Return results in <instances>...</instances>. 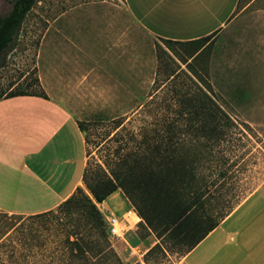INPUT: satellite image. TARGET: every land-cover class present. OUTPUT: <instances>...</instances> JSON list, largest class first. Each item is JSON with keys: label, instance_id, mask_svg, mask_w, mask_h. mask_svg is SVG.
I'll return each mask as SVG.
<instances>
[{"label": "rangeland", "instance_id": "1", "mask_svg": "<svg viewBox=\"0 0 264 264\" xmlns=\"http://www.w3.org/2000/svg\"><path fill=\"white\" fill-rule=\"evenodd\" d=\"M12 1L0 0V16L10 11ZM198 46L190 58L191 47L151 36L124 0H37L15 43L0 57V96L45 92L43 84L57 92L59 83L53 79H64L66 108L85 123L86 169L92 180L119 147L113 139L115 121L136 131L170 115L166 107L174 103L176 85H210L230 120L219 164L227 173L221 180L223 191L235 209L264 187V0H239L225 27L193 45ZM177 54L187 57V63ZM158 55L175 70L174 80L164 81ZM193 70L207 84L194 78ZM101 213L107 229L109 217L120 222L119 236L108 233L122 263L146 264L144 255L157 243L152 232L134 226L130 214ZM42 232V218L0 211V264H21V244ZM183 258L170 256L152 264H185ZM42 260L39 256L38 264Z\"/></svg>", "mask_w": 264, "mask_h": 264}, {"label": "trees", "instance_id": "2", "mask_svg": "<svg viewBox=\"0 0 264 264\" xmlns=\"http://www.w3.org/2000/svg\"><path fill=\"white\" fill-rule=\"evenodd\" d=\"M36 2L13 0L10 11L0 16V57L15 43ZM204 38L163 41L191 47L194 50L188 57L192 58L200 48L193 45ZM177 57L187 63V57ZM158 62L164 67V81L177 77L161 55ZM190 73L207 84L195 70ZM212 92L210 85L195 89L176 85L172 90L174 103L166 107L170 115L136 131L123 121H115L113 139L119 147L105 162L106 169L100 166L92 180L87 169L83 176L91 197L78 188L57 209L33 215L42 218L43 232L23 241L20 263L38 264L40 256L41 264H123L98 208L117 190L141 219L137 225L150 230L157 240L144 255L146 264L160 263L170 256L180 259L194 250L234 210L222 188L221 180L227 173L219 164L222 135L230 120ZM17 96L47 97L44 91H11L0 99ZM84 124L78 123L85 132Z\"/></svg>", "mask_w": 264, "mask_h": 264}, {"label": "crops", "instance_id": "3", "mask_svg": "<svg viewBox=\"0 0 264 264\" xmlns=\"http://www.w3.org/2000/svg\"><path fill=\"white\" fill-rule=\"evenodd\" d=\"M124 1L132 17L151 36L187 42L223 29L239 0ZM53 80L59 83L58 91L43 84L47 97L0 99L1 212L42 214L85 187V132L66 108L69 98L61 84L64 79ZM98 208L105 216L131 214V204L121 190ZM136 216L134 226L141 221ZM183 259L185 264H264V187L237 206Z\"/></svg>", "mask_w": 264, "mask_h": 264}, {"label": "built area", "instance_id": "4", "mask_svg": "<svg viewBox=\"0 0 264 264\" xmlns=\"http://www.w3.org/2000/svg\"><path fill=\"white\" fill-rule=\"evenodd\" d=\"M120 222L115 217L108 218V230L110 235L119 236V224Z\"/></svg>", "mask_w": 264, "mask_h": 264}, {"label": "bare ground", "instance_id": "5", "mask_svg": "<svg viewBox=\"0 0 264 264\" xmlns=\"http://www.w3.org/2000/svg\"><path fill=\"white\" fill-rule=\"evenodd\" d=\"M137 219H138V218H137L136 214H134V213L131 212L130 217H128V220H129L131 223L134 224V222H135ZM137 221H138V220H137ZM119 228H120V226H119Z\"/></svg>", "mask_w": 264, "mask_h": 264}]
</instances>
